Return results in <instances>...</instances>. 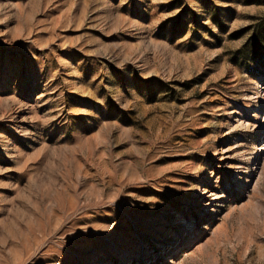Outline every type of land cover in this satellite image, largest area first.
I'll list each match as a JSON object with an SVG mask.
<instances>
[{
    "label": "rangeland",
    "instance_id": "obj_1",
    "mask_svg": "<svg viewBox=\"0 0 264 264\" xmlns=\"http://www.w3.org/2000/svg\"><path fill=\"white\" fill-rule=\"evenodd\" d=\"M0 264H264V0H0Z\"/></svg>",
    "mask_w": 264,
    "mask_h": 264
}]
</instances>
